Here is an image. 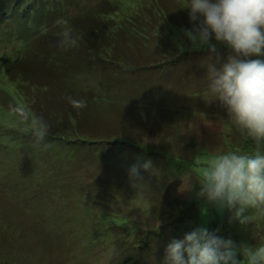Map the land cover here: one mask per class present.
I'll return each mask as SVG.
<instances>
[{
  "label": "rangeland",
  "instance_id": "obj_1",
  "mask_svg": "<svg viewBox=\"0 0 264 264\" xmlns=\"http://www.w3.org/2000/svg\"><path fill=\"white\" fill-rule=\"evenodd\" d=\"M70 2L74 9H70L69 18L79 16L82 9L77 3L86 0ZM123 10L121 16L136 24L134 18L139 16H134L133 9L125 3ZM14 20L17 18L0 20V58L16 57L25 49V42L14 32ZM145 20L149 40L143 49V63L160 59L166 40L185 52H205L201 53L205 54L202 58L184 59L172 72H164L161 79L157 78L160 74L154 77L141 74L139 86L132 92L124 87L113 91L112 99L115 97L122 106L135 97L142 106L154 97L157 105L165 108L173 103L172 99L180 100L182 113L165 119L161 114L167 112L165 109L157 112L154 120L151 118V131L139 138L141 146L156 152L154 156L130 147L123 149L119 139L116 140L119 133L133 135V123L124 121V110L119 104L120 107H113L114 104L106 102V91L95 103L99 110L93 109L91 115L89 112V119L83 125L88 128L90 140L101 138L108 143L87 144L79 140L70 143L49 134L45 138L47 148L36 144L25 131L29 123L12 110L16 106L24 107L34 120L28 99L29 94L35 93L0 73V90L6 92L5 98L0 94V126L3 133L13 134L12 141L20 148L17 152V146H11L8 136L0 135V264H100L108 250L115 253L111 264H129L126 259L139 250L144 240L147 242L141 253L145 256L144 263L163 264L167 245L199 227L237 244L256 246L264 242V229L255 228L253 223L241 225L232 218L234 210L207 205L197 195L200 189L197 179L209 162L220 152H241L238 145L244 142L226 123V109L219 101H211L206 87L204 63L211 59L219 66L232 54L231 49L214 39L211 43L219 46L216 50L222 48V53L217 50L220 53L208 55L212 53L209 48L194 47L184 34L194 27L190 19L175 24L165 22L159 15L145 14ZM157 35L158 39L154 40ZM104 79L105 71L92 65L91 69L74 75L72 83L77 90H85L86 94L92 90L95 95L100 93ZM41 94H44L43 102L45 95L51 96L49 92ZM55 102L59 106L53 99ZM203 102L216 103L219 109L213 111L209 105L210 109H201ZM195 115L201 119L197 118V130L179 137L182 122L187 127ZM54 125L53 129L57 130ZM111 134L110 140L107 137ZM147 160L156 169L155 175L142 172L148 186L137 193L129 183L128 169L137 161ZM179 160L186 161L185 167L178 168ZM180 176L192 177L191 191H180ZM250 213L251 210L246 214ZM102 219L118 222L112 225L102 221L104 229L99 232L96 224ZM136 227L143 234H136ZM242 264H245L243 260Z\"/></svg>",
  "mask_w": 264,
  "mask_h": 264
},
{
  "label": "trees",
  "instance_id": "obj_2",
  "mask_svg": "<svg viewBox=\"0 0 264 264\" xmlns=\"http://www.w3.org/2000/svg\"><path fill=\"white\" fill-rule=\"evenodd\" d=\"M70 1L0 0V20L2 17L3 19L17 18L13 22L15 24L14 32L18 33L20 40L25 42V49L20 54L21 56L18 55L16 58L4 55L0 58V70H3L0 73L11 78L12 81L26 86V88L28 87L29 91L35 93L34 95L29 94V105L34 110L35 119L42 117L48 124L50 123L49 134L58 135L60 140L70 143H77L79 140L82 143L99 144L107 141L101 138L90 140L88 128H85L83 122L85 119H89V112L91 115L93 109L99 110L95 103L102 99L104 91L108 97L105 99L106 102L114 104L113 107H115L119 104L115 97L114 99L111 97L115 89L124 87V89L132 92L139 86L138 81L142 77L141 74L151 77L160 74L157 78L161 79L164 72H172L174 67L185 61L184 59L202 58L205 54L201 53L205 52L201 50L196 53L185 52L181 47L179 49L172 46V41L166 40L164 48L160 50H164V55H159L160 59L150 64H145L142 61L143 49L148 43L146 40H149L148 35L145 34L148 27L145 14L159 15L165 22L171 21L180 24L182 19H189V10L184 8L188 5L189 0H86L84 3H77L82 12L74 18H69L70 9H74V5ZM68 2L70 3L67 4ZM125 3L133 9L134 16H139L141 21L135 17L136 24H133L134 22L127 21L121 16L124 14ZM84 5L86 11H84ZM2 11L5 12L2 13ZM135 11H137L136 15ZM6 15L8 16L4 17ZM62 21H67V24L63 25ZM62 31L69 33L67 45L59 42ZM158 37L157 35L154 40H157ZM218 51L222 53L223 50L221 48ZM213 63H215L214 60ZM92 65L100 66V69L105 71V79L100 86V93L95 95L92 90H88L87 94L85 90H77L75 83H72L74 75L82 72L83 69H91ZM216 66L219 67L220 65L216 64ZM166 74L168 75V73ZM167 77L165 78L167 79ZM187 89L188 87H186ZM43 92L51 93V96L45 95L46 102H43L41 97L44 96L41 94ZM5 93L0 90L1 96L4 97ZM68 97L85 99L87 106L77 112L69 105ZM135 98L128 101L126 99L127 102L123 106L121 103L119 104L121 107L118 105L124 110V121L133 123L134 133L133 135H121L119 133L116 140L119 139L123 149L130 147L136 151L146 152L148 156H154L156 152L141 146L139 138L151 131L152 121L157 112L160 113L165 109L167 112H161L162 118H173L174 115L182 113L183 105L176 98L175 100L172 99L171 102L173 103L168 104L165 108V106H158L153 97L147 105L142 106L136 103ZM53 99L58 101L59 106L56 105V102L53 103ZM61 100L64 101L61 102ZM201 105L203 106L201 109H205L208 105L212 107L213 111L219 109V105L216 103L204 104L203 102ZM111 109L113 110L112 107ZM139 117L141 120L138 119ZM51 124L58 129L54 130ZM0 135H7V139L11 141V146H17L15 150L20 151L19 145L12 141L13 134L11 132L9 134L3 133L0 126ZM107 138L111 140L113 135L111 134ZM253 148L252 141H244L238 145L241 152H251ZM177 163L178 168H181L185 167L186 161L179 160ZM194 167L193 172H195ZM113 220L102 219L99 224H96L99 232L100 229H104L101 227L102 221H105L106 224L110 222L112 225L118 222ZM106 228L108 229L109 226ZM139 233H141L140 228H137L136 234ZM143 242L139 246V250H136L137 253L135 252L126 259L130 262L129 264H145V256L141 253L145 251L147 242L146 240ZM139 256L141 257L137 259Z\"/></svg>",
  "mask_w": 264,
  "mask_h": 264
},
{
  "label": "clouds",
  "instance_id": "obj_3",
  "mask_svg": "<svg viewBox=\"0 0 264 264\" xmlns=\"http://www.w3.org/2000/svg\"><path fill=\"white\" fill-rule=\"evenodd\" d=\"M184 8L194 22L184 34L194 47H207L215 53L214 39L231 49L232 54L219 67L211 59L204 63L206 87L211 101H219L226 109V123L234 134L254 144L251 152L217 154L199 174L197 195L207 205L234 210L232 218L241 225L253 223L255 228L264 229V0H189ZM61 23L66 25L67 21ZM68 35L62 31L59 42L67 45ZM67 100L77 112L87 106L85 99ZM12 110L29 123L25 131L34 142L47 148L49 124L42 117L32 120L24 107ZM195 117L187 127L177 123L181 124L179 137L197 130L200 118ZM155 170L150 160L130 166L128 179L135 192H143L148 186L142 172L155 175ZM180 178V191H191L192 177ZM249 210L251 213L246 214ZM114 255L108 250L100 264H111ZM242 260L245 264H264V242L256 246L237 244L199 227L167 245L163 264H242Z\"/></svg>",
  "mask_w": 264,
  "mask_h": 264
}]
</instances>
